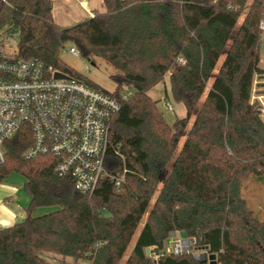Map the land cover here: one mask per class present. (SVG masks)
Instances as JSON below:
<instances>
[{
	"label": "trees",
	"instance_id": "1",
	"mask_svg": "<svg viewBox=\"0 0 264 264\" xmlns=\"http://www.w3.org/2000/svg\"><path fill=\"white\" fill-rule=\"evenodd\" d=\"M263 3L103 0L104 15L61 29L54 0H0V32H19L20 57L108 92L61 60L74 46L80 58L115 69V96L134 93L112 122L121 155L111 150L107 168L126 171L120 188L106 179L83 195L55 173L52 157L25 160L33 144L27 126L5 143L0 183L23 176L30 202L24 220L0 228V264H53L43 253L122 264L132 245L124 264H208L192 254L147 255L182 232L215 254L216 264H264V219L243 195L247 181L264 184V122L250 101ZM167 75L174 100L187 110L173 127L148 96ZM41 207L58 209L31 217Z\"/></svg>",
	"mask_w": 264,
	"mask_h": 264
},
{
	"label": "built area",
	"instance_id": "2",
	"mask_svg": "<svg viewBox=\"0 0 264 264\" xmlns=\"http://www.w3.org/2000/svg\"><path fill=\"white\" fill-rule=\"evenodd\" d=\"M259 31L264 42V11ZM13 38H19L18 31L0 32V165L5 162V143L27 126L33 144L23 154L25 160L52 157L55 173L70 178L83 195H92L106 179L120 188L126 180V171L111 174L107 156L111 150L121 155V144L112 145V122L121 102L129 100L133 91L115 96V91L104 92L67 75L56 79L57 72L42 62L20 57ZM69 52L79 57L76 48ZM263 93L264 67H260L253 79L250 101L261 116ZM168 109L172 107L168 105ZM188 241L192 251L184 250V239L175 233L169 245L170 254H191L196 239ZM79 264L88 263L79 261Z\"/></svg>",
	"mask_w": 264,
	"mask_h": 264
},
{
	"label": "rangeland",
	"instance_id": "3",
	"mask_svg": "<svg viewBox=\"0 0 264 264\" xmlns=\"http://www.w3.org/2000/svg\"><path fill=\"white\" fill-rule=\"evenodd\" d=\"M245 12H247V10H245ZM78 19H79V16L75 18L73 20L74 22L72 23H70L72 20H69V23L67 25L71 26V25H77L79 23H82V22H76V21H79ZM242 20H243V17H241L240 23ZM61 29H65V28H61ZM11 41L14 47L17 46V43H18L17 38H13ZM71 48H75V47L67 45L62 50L61 60L70 69L75 70L76 72L84 75L85 77H87L89 80L97 84L102 89L108 92H114L116 89V86L113 80L111 79V76L115 74L116 72L115 69L109 63H107L106 61L102 59L93 58L91 60H84L80 58V55L79 57L74 56L70 54L69 52ZM259 66L262 68L264 67V42L263 41L260 42V65ZM148 96L152 100L158 103L157 105L158 109L164 115V118L170 127H173V124L176 122V120L184 119L187 116V110L185 106L182 103L175 101L173 98L169 75H167L162 82H160L152 90H150V92L148 93ZM168 105L172 107V110L168 109ZM261 118L264 122V115H262ZM3 182L5 184L17 187L18 190L21 191V194L23 196V198L21 195L12 197L9 200V202H7L5 205H7V207L10 206L13 210L9 208L11 210L5 211V212L7 213L13 212L14 214L19 216L20 221L24 220L28 214L26 210V208L28 207L27 202L28 203L30 202V198L24 190L25 178L17 173H13ZM243 189H244L243 195L247 202L248 207L254 211V213L257 215L259 219L263 220L264 219V184L256 182L254 179H251L245 183ZM57 209H58L57 207L36 208L31 211L30 215L31 217L36 218V217L48 215L52 212H55ZM1 212L4 213V211H1ZM143 223L144 222H142V225ZM132 248H133V245L128 250L127 256L125 257L122 264L125 263V260L130 254ZM152 250L155 251L154 254H150V255L147 254V255L154 258V260H156L159 257L160 252L158 250H154V249ZM162 252H166L167 255L170 254V247L168 246V241L166 243L165 249ZM191 254L193 255V257H195L196 255H198L199 257H206L208 264L217 263V256L215 254H209L206 248L196 247L195 250H193ZM43 257L45 259H48L53 264H79V261L77 260H74L68 257H63L61 255H57L54 253H43Z\"/></svg>",
	"mask_w": 264,
	"mask_h": 264
},
{
	"label": "crops",
	"instance_id": "4",
	"mask_svg": "<svg viewBox=\"0 0 264 264\" xmlns=\"http://www.w3.org/2000/svg\"><path fill=\"white\" fill-rule=\"evenodd\" d=\"M52 13L56 26L59 28H70L75 25L68 26L69 20H72L70 22L72 23L74 22L73 20L79 16V21L76 22H84L97 14L104 15L106 13V8L103 4V0H54ZM17 195L22 196L21 191L18 190L17 187L5 184L4 182L0 183V228L11 227L20 222L18 215L13 212H5L12 209L5 204L9 202L12 197H16ZM27 204L29 205L28 202ZM1 211H4V213Z\"/></svg>",
	"mask_w": 264,
	"mask_h": 264
},
{
	"label": "water",
	"instance_id": "5",
	"mask_svg": "<svg viewBox=\"0 0 264 264\" xmlns=\"http://www.w3.org/2000/svg\"><path fill=\"white\" fill-rule=\"evenodd\" d=\"M55 78H56V79H64V78H66V75L57 72V73L55 74ZM179 235H180V237H181L182 239H184V242H183L184 245H185L184 250H185V251H192V247H191V246H188V245H189V241H188V236L186 235V233L182 232V233H179ZM174 237H175V234H172L171 237H170V239L168 240V246L170 245L171 240L174 239ZM154 252H155V251H153V250H151V249H148V250H147V254H148V255H150V254H154ZM164 255H166V252H160V253H159V256H164ZM194 259H195V260H199V261H203V262H206V261H207V258H206V257L195 256Z\"/></svg>",
	"mask_w": 264,
	"mask_h": 264
}]
</instances>
